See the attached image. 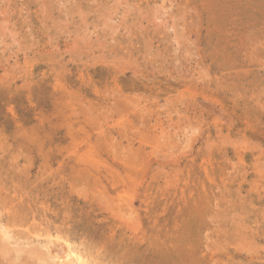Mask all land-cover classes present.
Masks as SVG:
<instances>
[{
	"label": "rangeland",
	"instance_id": "rangeland-1",
	"mask_svg": "<svg viewBox=\"0 0 264 264\" xmlns=\"http://www.w3.org/2000/svg\"><path fill=\"white\" fill-rule=\"evenodd\" d=\"M58 261L264 264V0H0V264Z\"/></svg>",
	"mask_w": 264,
	"mask_h": 264
},
{
	"label": "bare ground",
	"instance_id": "bare-ground-1",
	"mask_svg": "<svg viewBox=\"0 0 264 264\" xmlns=\"http://www.w3.org/2000/svg\"><path fill=\"white\" fill-rule=\"evenodd\" d=\"M16 185H17V184H16ZM2 188H3V186H2ZM15 188H17V187H15ZM4 189H5V188H4ZM4 189H3V190H4ZM1 190H2V189H1ZM16 190H17V189H16ZM17 192H18V191H17ZM17 192H16V193H17ZM39 192H40V191H39ZM4 193H5V192H4ZM28 194H30V193H28ZM66 194H67V193H66ZM1 195H2V194H1ZM16 195H18V194H16ZM18 196H19V195H18ZM68 196H69V195H68ZM72 196H73V194H72ZM7 198H8V197H7ZM15 198H16V196H15ZM8 199H9V198H8ZM32 199H33V198H32ZM27 200H28V199H27ZM59 201H60V200H59ZM19 202H21V201H19ZM2 203H3V202H2ZM30 203H31V202H30ZM13 204H14V202H13ZM2 205H3V204H2ZM30 205H32V203H31ZM6 206H7V205H6ZM28 206H29V205H28ZM28 206H27V207H28ZM39 206H40V205H39ZM29 207H30V206H29ZM9 208H10V207H9ZM22 209H23V208H22ZM6 210H8L7 207H6ZM6 210H5V211H6ZM28 210H29V209H28ZM31 210H32V209H31ZM19 211H20V210H19ZM36 211H37V210H36ZM9 212H10V211H9ZM12 212H13V211H12ZM31 212H33V211H31ZM13 213H14V212H13ZM24 213H25V212H24ZM24 213H23V214H24ZM26 213H27V212H26ZM43 213H44V212H43ZM11 214H12V213H11ZM14 215H15V214H14ZM18 215H19V214H18ZM20 215H21V214H20ZM27 215H28V213H27ZM31 215H33V214H31ZM31 215H30V216H31ZM34 215H35V214H34ZM34 215H33V217H34ZM23 216H25V215H23ZM17 217H18V216H17ZM8 218H9V217H8ZM12 218H13V217H12ZM31 218H32V217H31ZM45 218H47V217H45ZM77 218H78V217H77ZM27 220H28V219H27ZM30 220H31V219H30ZM35 220H36V219H35ZM52 221H53V220H52ZM60 221H61V220H60ZM63 221H65V220H63ZM76 221H78V220H76ZM37 222H39V221H37ZM37 222H36V223H37ZM94 222H95V221H94ZM9 223H10V222H9ZM12 223H13V222H12ZM16 223H17V222H16ZM36 223H35V224H36ZM39 223H40V222H39ZM48 223H49V222H48ZM62 223H63V222H62ZM97 224H98V223H97ZM19 225H20V224H19ZM37 225H38V224H37ZM40 225H41V224H40ZM40 225H39V226H40ZM55 225H56V224H55ZM62 225H63V224H62ZM69 225H70V224H69ZM3 226H4V225H3ZM64 226H65V225H64ZM51 227H52V226H51ZM13 228H14V227H13ZM49 228H50V227H49ZM10 229H11V227H10ZM58 229H60V227H59ZM67 230H68V229H67ZM15 231H16V230H15ZM15 231H14V232H15ZM29 232H30V231H29ZM54 232H55V231H54ZM62 232H63V231H62ZM10 233H11V232H10ZM12 233H13V232H12ZM23 233H24V232H23ZM49 233H50V231H49ZM56 233H57V232H56ZM59 235H60V233H59ZM4 236H5V233H4ZM4 236H2V237H4ZM30 236H31V235H30ZM67 236H68V235H67ZM5 237H6V236H5ZM52 237H53V236H52ZM52 237H51V239H52ZM4 239H5V238H4ZM10 239H11V238H10ZM32 239H33V238H32ZM57 240H59V239H57ZM60 240H61V239H60ZM52 241H53V239H52ZM30 242H31V241H30ZM55 242H57V241L55 240ZM61 242H62V241H61ZM59 243H60V241H59ZM30 244H31V243H30ZM53 244H54V243H53ZM57 244H58V242H57ZM64 244H65V243H64ZM18 245H20V244H18ZM15 246H16V245H15ZM35 246H36V245H34V247H35ZM49 246H50V244H49ZM51 246H52V245H51ZM56 246H57V245H56ZM66 246H67V245H66ZM7 247H8V246H7ZM42 247H43V246H42ZM61 247H64V246L62 245ZM58 249H59V248H58ZM66 249H67V248H66ZM59 250H61V249H59ZM64 250H65V249H64ZM64 250H62V251H64ZM68 250H69V249H68ZM81 250H82V249H81ZM43 251H44V249H43ZM50 251H51V249H50ZM65 251H67V250H65ZM48 252H49V251H48ZM103 252H104V251H103ZM45 253H46V252H45ZM67 253H68V252H67ZM105 253H106V251H105ZM57 254H58V252H57ZM65 254H66V253H65ZM72 254H73V253H72ZM76 254H78V253H76ZM14 255H15V254H14ZM49 255H50V254H49ZM68 255H69V254H68ZM68 255H67V256H68ZM78 255H79V254H78ZM16 256H18V254H17ZM74 256H76V255H74ZM102 256H104V255H102ZM54 257L57 258L56 256H54ZM68 257H69V256H68ZM70 257H71V255H70ZM72 257H73V255H72ZM72 257H71V258H72ZM78 257H79V256H78ZM14 258H15V257H14ZM75 258H76V257H75ZM17 259H18V258H17ZM52 259L54 260V258H52ZM80 259H81V257H80ZM80 259H78V260H80ZM53 260H52V261H53ZM56 260H57V259H56ZM61 260H62V259H61ZM5 261H6V260H5ZM39 261H40V260H39ZM54 261H55V260H54ZM63 261H64V259H63ZM70 261H71V260H70ZM75 261H76V260H75ZM75 261H74V262H75ZM100 261H101V260H100ZM58 262L60 263V261H58ZM64 262H65V261H64ZM74 262H73V263H74ZM78 262H80V261H78ZM56 263H57V262H56ZM73 263H72V264H73ZM81 263H82V262H81ZM46 264H47V263H46ZM54 264H55V262H54ZM60 264H61V263H60ZM63 264H64V263H63ZM68 264H69V263H68ZM70 264H71V263H70ZM76 264H77V263H76ZM92 264H93V263H92Z\"/></svg>",
	"mask_w": 264,
	"mask_h": 264
}]
</instances>
